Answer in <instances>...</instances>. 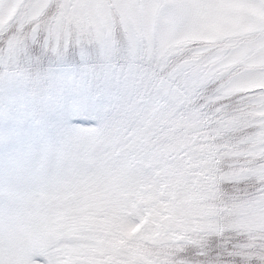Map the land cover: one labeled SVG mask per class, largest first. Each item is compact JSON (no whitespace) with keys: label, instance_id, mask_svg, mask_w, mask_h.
<instances>
[{"label":"snow or ice","instance_id":"6c2138e0","mask_svg":"<svg viewBox=\"0 0 264 264\" xmlns=\"http://www.w3.org/2000/svg\"><path fill=\"white\" fill-rule=\"evenodd\" d=\"M121 9L127 23L129 39L125 46L115 44L110 36V25L106 17L91 11L90 5L81 0L75 4L67 0L64 10L70 8L77 15L81 35L89 34L90 22L94 26L95 39L73 40L69 31L63 28V17L49 13V20L42 27L33 30L29 42L12 46V37L0 40V62L5 69L0 80L11 88L7 99L4 118L10 122L6 136L0 137V144L9 146L10 151L0 157V264H22L17 251L19 224L28 210H38L36 199L42 180V166H52L58 154L82 123L77 117L94 112L105 117L113 113H125L133 105L129 93L144 88L152 103L165 99L179 110L193 95L203 101L204 107L212 106L221 122L229 113L227 101L243 88L264 85V72L242 73L228 84L212 87L222 78L217 77L222 68L229 69L235 57L217 58L207 75L184 79L172 73L165 76L163 67L158 75L142 74L144 42L150 46L156 38L157 28L169 37L186 26L202 27L218 18L221 0H113ZM264 12V0L256 5ZM23 47L21 58L19 47ZM39 49L35 54L34 50ZM78 54L75 61L79 67L65 71L68 54ZM74 59V58H73ZM187 71V66L180 70ZM27 73V76L25 75ZM158 81V83H157ZM217 85V83H216ZM149 89H154L150 92ZM211 90V91H209ZM238 103L264 112V89L241 96ZM126 98H129L126 101ZM150 104H135L144 115ZM100 127L91 130L98 132ZM131 129L129 128V131ZM147 131V130H146ZM28 138L25 146L23 138ZM131 139V137H129ZM112 181L103 183L96 192L97 201L102 205L113 203ZM264 191V190H262ZM143 214L146 206H136ZM110 219L119 221L120 213L108 208ZM127 220L126 229L137 223L136 214Z\"/></svg>","mask_w":264,"mask_h":264},{"label":"clouds","instance_id":"9594fccd","mask_svg":"<svg viewBox=\"0 0 264 264\" xmlns=\"http://www.w3.org/2000/svg\"><path fill=\"white\" fill-rule=\"evenodd\" d=\"M230 30L229 24H224L220 30L186 26L169 37L158 27L156 38L145 47L140 71L158 75L157 69L163 67L165 76L172 73L180 76L177 83L207 75L214 67V60L231 54L234 41L228 37ZM186 66L187 71L181 72ZM228 72L227 68L220 70L224 78L216 87L228 84L242 73L256 74L243 68L230 75ZM241 99V96L235 97L228 102L230 116L244 123L264 122V117L259 115L264 112L246 102L238 103ZM202 108L204 105L197 100L187 111L191 114ZM214 116L212 106L201 113L204 132L196 135L206 143L189 157L193 164L207 161L206 167L194 168L191 176L183 177L178 186L173 184L169 189L176 196L175 216L179 227L174 225L155 243L140 241L139 236L129 238L85 223L73 225L65 218L62 201L37 195L38 210L26 211L19 224L17 251L41 242L49 253L50 264H264V260L247 259L249 255L264 258V136H258L257 130L222 134ZM233 174L239 177L240 183L224 187V178ZM209 175L214 182L209 180ZM250 189L262 194L261 212L253 219L251 231L241 226L242 218L232 211L233 205L256 201L257 196ZM207 204L215 205L218 210L212 219L224 233L223 241L216 234L184 230L191 227V221ZM221 207L228 208L229 212H220ZM171 232L185 238L177 242ZM257 238L259 244L252 247ZM250 247L251 251L246 252L245 249Z\"/></svg>","mask_w":264,"mask_h":264},{"label":"rangeland","instance_id":"374dc122","mask_svg":"<svg viewBox=\"0 0 264 264\" xmlns=\"http://www.w3.org/2000/svg\"><path fill=\"white\" fill-rule=\"evenodd\" d=\"M66 2L67 0H0V40H3L5 36H10L12 37L10 41L12 46H17L22 41L29 42L33 30L38 26L42 27L49 20V13L54 14L55 17H63V28L71 33L73 40L78 37L95 39L94 26L91 25V22L89 34L81 35L77 15L71 8L68 11L64 10ZM76 2L77 0H72L73 4ZM81 2L86 6H91V11L86 12L87 15L95 14L107 18L110 25V36L115 44L121 47L126 45L129 39L127 23L121 9L113 0H81ZM260 2L261 0H221L222 7L218 18L202 26L220 30L224 24L231 25L228 37L234 43L229 56L235 57V60L229 71L234 68H243L249 72H264V12L256 6ZM244 37H246L245 40H248L241 42ZM144 46H148L147 42H144ZM19 52L22 58L23 50ZM34 53L38 54L39 49H35ZM73 57L79 59L78 54L70 52L68 60L71 62L64 66L65 71L73 70ZM4 71L3 63L0 62V76ZM25 75L27 76V73ZM216 75L220 77L221 73ZM261 89H264V85L243 88L236 94L251 93ZM10 92V86L0 80V137L6 136L11 127L10 122L4 118ZM148 104L151 105L150 108L139 117L140 119H137L138 115L135 114L127 120L124 116L125 113H116L117 119L111 125L108 116L105 117L94 112L78 116L77 119L82 123L75 127L84 131H75L71 134V138L58 154L54 165L47 166V162H44L41 173L42 180L37 195L62 201L65 205V218L73 225L85 223L92 228L110 229L129 238L139 236L140 241L155 243L164 236L167 228H172L174 225L179 227L180 225L176 224L175 204L162 206L159 199L163 185L162 177L168 174V165H173L178 169L180 165L177 163L166 165L164 162L166 159L162 155L159 158V154H154L149 163L144 161L136 168L131 169L124 166L120 159L125 151L124 145L117 146L107 143L108 138L121 129L123 132L124 128L122 127L126 128V124L130 126L134 119L146 121L152 118L153 120L157 101L155 103L150 101ZM169 115L171 113L167 115V118L170 117ZM259 115L264 117V113ZM256 123L260 127L257 135L264 136V122L257 121ZM98 127H100L98 132H91ZM106 130L107 135L104 140ZM149 131L150 129L146 127L145 131H140L137 136H148ZM23 142L27 146L28 138L24 137ZM137 142L138 137H134L129 141V144L133 147ZM9 151V146L0 144V157L5 156ZM150 165L152 166L149 167ZM147 168L148 172H146ZM175 178L172 176V183H178ZM237 178L239 177L233 174L225 177L224 181H235ZM142 179L149 182L151 187L148 190L152 194L132 198L135 188L141 189ZM108 181H112V192L116 193L119 198L110 205L102 206L97 201L96 192L100 190L103 183ZM156 189H159L157 196ZM152 204H154V208H150ZM136 206H146L142 215L137 212ZM108 208H115L120 213L121 219L119 221L110 219ZM260 212L245 211L241 216V226L248 230L252 229L254 227L252 221ZM130 213L136 214L137 223L131 229H126L127 220L125 217L131 219ZM164 213L167 214L165 217L171 218L163 217L161 214ZM200 216L202 215L199 213L195 219H202ZM18 255L22 264H50L49 253L41 242H34L23 248L18 252Z\"/></svg>","mask_w":264,"mask_h":264},{"label":"trees","instance_id":"16d2710c","mask_svg":"<svg viewBox=\"0 0 264 264\" xmlns=\"http://www.w3.org/2000/svg\"><path fill=\"white\" fill-rule=\"evenodd\" d=\"M8 30V29H7ZM10 30V29H9ZM8 30V31H9ZM11 31V30H10ZM20 38V37H19ZM246 37L241 39L242 41L245 40ZM26 42V41H25ZM17 45H20L18 43ZM23 47H19L18 51H22ZM73 69H77L79 65L75 62L78 61L77 57H73ZM68 62H71L68 60ZM238 68L231 69L229 71V75L232 71H236ZM151 74H149L150 76ZM223 75L222 78L223 79ZM219 79V80H221ZM216 81V83L219 82ZM158 83V81H157ZM216 83H213L212 87L214 88L216 86ZM150 92H153L154 95V89H149ZM211 91V90H209ZM249 93L247 92H241L238 94H235L232 98L240 97L243 95H247ZM130 99L133 102V105L129 104V107L127 111L125 112L124 116L125 119L129 120L133 115H139V113L136 111L134 105L135 104H148L150 101H152L153 97L149 96L148 93L144 90V88H141L137 94L135 92L130 93ZM129 99V98H128ZM127 99V100H128ZM156 110L154 119L149 118L146 121H139L137 119H134L133 122H131L130 126L129 124H126V128H124L123 132L122 129L119 132H116L112 135V137L108 138L109 145H121L123 144V149H125L124 153L120 156V159L124 166L129 167L131 169L136 168L137 165L143 163L144 161L149 163L152 155L159 154V158L162 155L164 159H166L164 162L166 165L168 164H179L180 168H176L173 165H168L167 171L168 174L162 177V190H161V196H160V204L162 206L172 205L175 201V193L172 191H169V189L175 184L176 186L179 185V182L182 180L185 176H191L193 174V169H198L201 166L207 165V161H201L198 164H193L192 160L189 159V157L192 156V154L195 151H199L202 149L203 145L206 143L205 140L202 139V137L196 135L197 132H204V128L202 127V121H201V113L207 112L208 107H204L200 109L199 112L193 111L191 114L188 113L187 108L190 104L195 103L197 101V97L195 95L191 96L182 107L179 108L177 111L176 108H172L173 106L169 103L168 100L165 99H159L156 100ZM199 101V100H198ZM229 102V101H227ZM200 104H203V101H199ZM172 109V111H171ZM170 117L167 118V115ZM108 120L113 124L117 119V114L113 113L109 115ZM140 119V118H139ZM217 121V123L220 126V131L222 134L229 135L233 133H244V132H250L253 130L259 131V128L257 126V121L252 123H244L242 121L233 119L230 114L228 113L225 116V119L223 122L217 117L216 115L213 117ZM148 127L150 129V134L148 136L145 135H138L140 131H145V128ZM129 128L131 129L129 131ZM126 129V130H125ZM122 134H124L122 136ZM107 130L105 132L104 140H106ZM122 136V137H121ZM195 136V139L193 137ZM129 137L134 138L138 137V142L135 143L133 147L129 144ZM235 158V157H234ZM180 162V163H179ZM187 162V163H185ZM150 165L149 167H151ZM178 169V170H177ZM148 172V168L147 171ZM152 172V170H151ZM259 174V172H258ZM172 176L177 179L178 183H172L171 179ZM174 179V180H175ZM209 180L214 182V178L209 175ZM142 179L143 185H140L141 189L134 190V195H132V198L137 196H148L152 194L148 188H150V184L148 181H144ZM234 183H240V179L237 178L235 181H228L225 182L223 186L228 188ZM241 187L243 185L241 184ZM253 191L257 199L255 202L251 204H236L233 205L232 211L235 212L239 217L243 216L245 211L258 213L261 211V193L256 192L255 189H250ZM159 189H156V196L159 195ZM119 196L116 193H113V201L117 200ZM132 200V199H130ZM150 208H154V204L150 205ZM224 210H227L229 212L228 208L221 207L219 209L220 212H225ZM217 208L213 204H207L204 206V210L200 213V216L202 219L197 220L193 219L191 221V227H188V229H185L187 232L191 233H197V232H207L216 234L219 236L220 241H223L224 233L221 232L217 226L213 222V217L217 214ZM157 213V212H156ZM160 215V213H157ZM163 217L167 216L166 213L161 214ZM169 217V216H168ZM165 217V218H168ZM199 217V218H200ZM171 218V217H169ZM168 218V219H169ZM171 228H167L164 235H166ZM251 231V229H249ZM172 238H174L177 242L180 240H183L185 237L183 235H178L177 232H171ZM215 238H214V244H215ZM189 243H194V241H189ZM259 244V239L253 241L252 247H255ZM230 246V245H229ZM246 252L251 251L250 248L245 249ZM247 259L249 261H257V260H264V258L258 256V255H249L247 256Z\"/></svg>","mask_w":264,"mask_h":264}]
</instances>
